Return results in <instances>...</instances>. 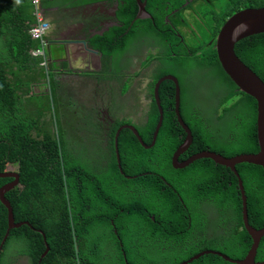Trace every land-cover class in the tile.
Segmentation results:
<instances>
[{
  "label": "trees",
  "instance_id": "1",
  "mask_svg": "<svg viewBox=\"0 0 264 264\" xmlns=\"http://www.w3.org/2000/svg\"><path fill=\"white\" fill-rule=\"evenodd\" d=\"M119 1L121 3L117 19L125 26L112 27L103 36L95 37L92 42L95 49L103 54V63L107 66L110 63L115 64L116 58L130 44V35L122 38L121 35L133 16L132 6L130 0ZM58 2L60 0H47L44 3L50 7ZM258 4L264 5V0H259ZM254 5L255 0L233 1L234 9ZM50 13V9L45 10L46 16ZM34 22L33 7L29 0H21L20 4L15 0H0V173L7 171L11 165L17 167L20 185L8 192L6 197L11 202L16 223L25 225L18 230H12L9 239L16 234L15 238L25 243L26 255L31 258V264H127L124 256L128 264H144V253L138 251L134 245L151 238L162 239L168 246L179 250L197 245L186 256L169 264H181L205 250L226 254L227 245L235 247L236 253L226 255L237 260L245 259L252 248L253 239L244 227L243 198L236 174L233 179L235 199L230 210L233 223L230 225H224L225 218L229 216L224 209L217 210V219L196 212L201 202H206L204 199L188 201L186 211L181 199H146L145 192H138L144 188V184L138 183V180L143 179H126V176H137L143 170L145 161L151 164L152 159L158 158L160 163L171 165L174 152L185 143L188 134L179 115L170 109L176 102V88L159 89L164 114L154 148L146 149L132 130L126 129L119 137V167L116 129L105 135L103 130L92 126L93 130H88L90 143L87 144L83 136L80 144L82 147L78 153H74L70 142H66L65 138L70 135V129H59L55 132V116L49 120L43 119V114H39V103L32 101L33 99L26 100L31 89L25 93L24 88L35 85L34 81L40 83L46 78L40 68V60L31 55V50L38 47V42H33L28 33ZM246 39L237 44L236 51L249 65L256 64L258 73L264 79V32ZM173 42L178 44L179 40L174 38ZM179 60L173 59L174 71L179 68ZM60 78L61 75L52 73V82L57 83ZM209 78L215 83L218 80ZM230 80L229 83L211 82L203 89L196 90L202 92L196 98H191L194 91L182 92L181 116L192 128L195 136L192 155L205 149L225 157L260 151L258 101L252 95L237 89L233 80ZM191 100H195L192 106L197 112L187 106V101ZM145 116L147 119L137 123L136 128L145 144L150 145L160 121V111L154 101ZM125 120L131 122L126 117ZM116 122L120 123L119 120ZM86 130L83 128L84 134ZM55 133H60L64 142H60ZM103 153L108 155V159L101 158ZM187 157L189 156L185 159ZM237 168L249 198L250 223L262 229L264 168L248 163L240 164ZM221 172L229 173V169L217 165L211 159H201L182 170L181 178L189 179L194 176L196 180L203 179L211 186H218ZM12 181L11 178H1L0 190ZM53 194L57 199H70V222L66 205L62 207L64 214L56 215L46 222L33 215V211L39 209L45 200L49 201ZM137 199L140 200L137 202ZM227 200L214 199L218 207H225ZM145 202H148V206H144ZM130 204L133 206H129ZM90 205L115 207L111 216L114 219L113 224L107 220L100 223L99 234L94 239L97 245L84 239L79 228L78 233L73 235L71 228L72 220L79 222ZM120 210L123 214H120ZM190 216L193 219L192 224ZM210 225L223 231L227 228V231H217L214 238L204 234L199 237V231L206 230ZM145 226L150 227L149 230ZM9 227V210L1 201L0 194V247ZM116 230L120 240H117ZM197 237L198 241H187L188 238ZM47 244L50 250L42 258ZM101 244L111 247H102ZM99 251L102 252L101 256H97ZM257 260L264 261V238ZM158 263L160 262L156 261L153 264ZM192 264L232 263L217 255H206Z\"/></svg>",
  "mask_w": 264,
  "mask_h": 264
},
{
  "label": "flooded vegetation",
  "instance_id": "2",
  "mask_svg": "<svg viewBox=\"0 0 264 264\" xmlns=\"http://www.w3.org/2000/svg\"><path fill=\"white\" fill-rule=\"evenodd\" d=\"M147 3L146 9L152 13L153 18H148L140 21L133 29L134 46L136 51L132 55L130 72L127 78L132 79L129 90L131 95L136 97L137 106L140 108H150V105L154 101L157 105L156 96L154 94V88L158 82L165 77H176L179 80L182 88H188L191 90H201L204 88V80H211L209 77L218 78L216 83H229L226 78L221 65L218 61L216 44L218 34L221 27L226 21L232 17L236 12H240L250 8L264 7V5L258 4L259 0H255L254 6H244L228 10L226 0H142ZM234 0H232L233 2ZM233 4V3H232ZM135 9H139L137 0H133ZM94 6L89 7L87 12L88 17H92L96 13ZM81 13L80 8H73V14L77 15ZM94 24L86 22H79L76 30L70 32V28L67 33V48L66 59L70 64V53L81 59L86 58L87 38L93 35L97 30L89 27ZM100 31H104L105 28L100 27ZM192 37L195 40V47H190L189 39ZM179 40L178 44H174L173 39ZM247 40V39H245ZM142 58L144 61H148L146 67H140L138 59ZM179 58V68L177 71L173 70V59ZM130 59L126 55L121 59L120 64L129 65ZM178 65V64H177ZM257 72L258 66L256 64L251 65ZM101 67V65H99ZM213 81V80H212ZM214 82V81H213ZM167 83V85H165ZM174 83L171 80H163L160 84V88L164 90H174ZM159 88V89H160ZM139 89H145L146 96L143 98ZM212 90V89H211ZM228 90V89H227ZM226 91V90H223ZM153 92V93H152ZM153 95V98H152ZM102 96L100 91L98 97ZM159 98V93H158ZM195 100L187 101V106L192 111L197 112L193 103ZM200 104V103H199ZM203 105V104H200ZM205 105V104H204ZM129 106H135L133 102ZM148 110H143L144 120L147 119L145 114ZM105 118L103 115H97L94 119V123H97L95 128L103 130L101 121ZM94 127V126H93ZM222 137V130L220 132ZM91 139H86L87 144ZM90 145V144H89ZM181 146V145H180ZM178 149H176L177 151ZM173 154V157L176 153ZM104 153L101 155L103 159ZM186 156L187 159H185ZM192 148H190L185 154L180 157V162H184L192 157ZM173 157L171 165L168 163H160L159 159H152V167L147 172L146 179L138 180V183H143L144 188L138 190V192H145L146 199H181L186 211H188L187 202L195 199H204L206 202H201L196 212L201 215H207L214 219H217L219 214L217 210L224 209L229 213L224 220V225H230L233 223V219L230 218V210H232V202L235 199L234 194V173L221 172V178L219 185L211 186L203 179L196 180L194 176L189 179H182V170L176 169L173 165ZM14 167V165H12ZM12 168V167H11ZM7 171H11L10 167ZM13 173L15 171H12ZM143 172V171H142ZM11 179L14 178L12 177ZM12 182L5 186L11 185ZM137 181V180H134ZM193 184L192 186H189ZM139 193V194H140ZM214 199H228L225 207H218ZM140 199H137V202ZM137 203H135L136 205ZM133 206V205H129ZM144 206H148V202H145ZM147 217H144V219ZM154 218V217H153ZM191 224L192 217L190 216ZM147 227L149 230L150 227ZM161 230H164L162 226H159ZM221 229L215 225H210L206 230L199 231V237L210 236L214 238V234ZM223 229L221 230V232ZM227 228L223 232H226ZM202 233V234H201ZM188 238V242L198 241V238ZM151 238V237H150ZM150 240V239H149ZM153 243L165 244L166 241L162 239L151 238ZM186 239L183 240L185 242Z\"/></svg>",
  "mask_w": 264,
  "mask_h": 264
},
{
  "label": "rangeland",
  "instance_id": "3",
  "mask_svg": "<svg viewBox=\"0 0 264 264\" xmlns=\"http://www.w3.org/2000/svg\"><path fill=\"white\" fill-rule=\"evenodd\" d=\"M60 1L66 3L69 0ZM225 3H227V9L232 11V0H226ZM48 21L52 23V21ZM189 44L192 48H194L196 45L195 40L192 37L189 39ZM135 51L136 46H130L127 50V52L130 54L134 53ZM138 63L140 67H146L148 65V61H144L142 58L138 59ZM72 66H77V64L72 63ZM42 71L44 74H46V78H43L40 83L34 81L33 83L35 85H30L24 88L25 93L31 89L30 95L26 97V100L33 99L32 101L39 103V114H44L47 116V118H52V116H55L62 129L65 127L70 128L71 137L84 135V124L88 123L94 118L95 110L101 105L102 109L108 113V117L101 121V125L104 127L103 134L105 135L108 133L109 126L125 114V110L131 102L137 106L136 97L131 95V90H128V74L124 73L123 71L121 72L119 70H111L94 73H83L79 75L68 74L61 76L59 82L57 83L52 82V70L46 71L42 69ZM13 75V71H11V76ZM104 79H110L119 83V85L113 90L112 95L107 97L104 102L98 101L97 97L100 91L96 86H87L81 92V94L77 93L76 98V92H78V84H75L76 82L87 80L96 82L98 80ZM211 82L213 81L206 79L204 80V85L208 86L211 84ZM139 92L142 94L143 98L146 96L145 89H139ZM203 92L207 95L210 94L206 91ZM200 93L202 92L194 91L191 95V98H196V96H198ZM139 116L140 114H138L137 111L135 117ZM81 147L82 146L76 147L75 152L78 153ZM11 167V171L17 170V167ZM64 205L68 207L67 213L69 215L70 222V199H57L54 194L52 197H50L49 201L45 200L39 209L34 210L33 215L43 220V222H46L47 219L54 218L56 215L64 214L62 208ZM113 205L88 206L84 212V216L79 220V222L75 223L72 220L71 228L73 235L78 233L79 228L84 239H89L93 244L97 245L94 239L99 234L100 223L104 222V220L111 222V224L114 222V219L111 218L113 214V208H115V205ZM122 212L123 211L120 210V214H123ZM40 226L42 227V225ZM116 231L117 240H120L118 230ZM16 236L17 235L15 234L9 239L6 249L0 253V264H31V258L26 255L25 243H23L21 239L15 238ZM100 246L108 248L111 247L105 246V244H101ZM134 247H137L138 251L144 253L146 257L145 261L143 262L144 264H153L156 261L160 262L158 264H169L186 256V254L197 247V245L193 244L187 248L179 250L178 248L173 249L171 246H168V244H157L145 239V242H139L134 245ZM225 251L228 255H233L236 253L235 247L230 245L225 247ZM101 255L102 252L99 251L97 256Z\"/></svg>",
  "mask_w": 264,
  "mask_h": 264
},
{
  "label": "clouds",
  "instance_id": "4",
  "mask_svg": "<svg viewBox=\"0 0 264 264\" xmlns=\"http://www.w3.org/2000/svg\"><path fill=\"white\" fill-rule=\"evenodd\" d=\"M45 1H47V0L41 1L40 5L38 7V10H39V12L41 14L42 20L44 22H46V23L49 24V28L47 30L46 35L44 36V39H34L32 37V35H31V30L38 24V17L36 15L37 8L33 4L32 0H29L30 4L33 7V16L35 17V22L30 25V28H29L28 33H29L31 39L33 40V42H38V47L36 49H32L31 50V55L33 57L38 58L40 60V63L39 64H40V68L41 69H44L46 71L52 70V69H48V67L45 65L44 62H45V60L47 58H49L50 56H52V53L53 52H57V51L63 52L64 55L59 60L60 61H63V60L66 61V63H64V66H66V67L68 66L69 62H68V60L65 57L66 56V53L68 51L67 42H66L67 33L69 31L68 28H70V32H72L73 30H75L76 24L78 25L79 22H86V21H88L89 23L94 24L93 26H89V27L97 30V32H95L93 35H91L90 37L87 38V49L85 50L86 51V58L81 59L80 56L75 57V56H73L70 53V58H69L70 59V64H69L70 65V69H67L64 72L63 71H60V68L58 66L59 64H58V61H57L56 68L54 69V72L56 73V75L63 76V75H68V74H76L77 75V73H78V75L79 74H83V73H92L93 72V69H98L99 72H101V71L119 70L121 72L123 71L124 73H126L128 75L129 74H132V72H130V66H131V59H132L131 57H132L133 53L130 54V53L127 52V50L129 49L130 46H134L133 29L135 28V26L140 21H142L144 19H148V18H153L152 13L151 12H148L147 9H146V6H147V3L146 2H143L142 0H137L138 6H139V9L137 10V9H135V7L133 5V0H130V4H131L132 10H133V16H132V18L130 20V23L128 24V26L124 30L123 35H121V38L123 36L130 35V44L128 46V49L125 52L123 51V53L121 54L120 57L116 58L115 64L110 63V66H107L106 64L103 63V54L100 53L99 50L95 49V46L93 45L92 42H93V40H94L95 37H97V36H103L104 33L107 32V31H109L112 27H124L125 26L124 23L120 22L119 19H117V12H118L119 5H120L121 1H119V0H115V1L114 0H71L70 1L69 0L66 3L60 1L57 4H54V5L50 6V7H47V5H45V3H44ZM15 2L17 4H20L21 3V0H15ZM90 6H94L96 8V10H95L96 13L92 17L91 16L90 17L87 16V12L89 11V7ZM73 8H76V9L80 8L81 13H79L77 15H74L73 14ZM259 8H262V7H259ZM46 9H50V11H52V13H50L49 16H46L45 15V10ZM232 17H230L226 21V23L221 27L220 32L218 34V39H219V36L221 34V31H222V29H223V27L225 25H226V28L232 26L233 20H230V19H232ZM47 19L50 20V21H52V23H50ZM100 27L105 28V30L104 31H100L99 30ZM246 28L247 27H245V26H239L236 29L235 33H234V39L236 40V42H235V53L238 56V59L241 60L248 67V69L250 71H252L253 73H256L264 81L263 77H261L260 74L251 65H249L247 62H245L240 57V55L237 53V51H236L237 44L239 42H241V40H245L247 37L251 36V35H249V36L241 37L240 39H238L241 36V34L246 31ZM255 34H259V33H254L252 35H255ZM218 39H217V44H216V47H215L216 48V52H217L218 61H219L220 65H221V68H222L224 74L226 75V78L228 80H230V79H232V77H230V74L226 70L225 66L222 65L221 60H220V57H219V52H218V47H217V45H218ZM121 48H124V46H122ZM125 55H126L127 58L130 59L129 65H127V64H120L121 59ZM110 60H112V58H110ZM72 63H76L77 66H72ZM99 65H101V67H99ZM172 77H174V76H172ZM174 78L178 82V85H177L173 80H171L174 83V85H175L176 95H177V88L179 87V89H181V106H180V113H181L182 112V109H183V106H182V92L183 91L190 92V91H195V90H191V89H188V88H184L183 89L182 88V85H180V83H179V80L176 77H174ZM167 80H169V79H167ZM232 80H230V81H232ZM233 82L235 83L234 80H233ZM75 84H78V87H77L78 92H76V98H77V93L81 94V92L87 86H90L89 84L84 83V82L83 83L82 82L81 83L80 82H76ZM157 84H156V86H157ZM160 84H161V82H160ZM118 85H119V83L117 81H114V83L112 84V80H110V79H104V80H98V81H96L95 86L98 88L99 91H102V96L101 97H97L98 98V101L99 102H104L107 97H109V96L112 95L113 90ZM156 86L154 88V94H155ZM236 86H237V89H239L240 91H242L241 88L237 84H236ZM129 88H130V84H129ZM159 88H160V85H159ZM159 88H158V93H159ZM243 93H245V92H243ZM159 103L161 104L160 98H159ZM177 105H178V99H176V102H175L174 106H171L170 109L171 110L172 109L175 110V112L177 113V110H176ZM157 106H158V103H157ZM144 109L145 110H148L149 108H140V107H136V106H128L127 109L125 110V114L118 119L120 121V123L113 122L109 126L108 132H110V130L116 129V134H117L118 130L120 129V134H119V137H120L121 134L123 132H125L126 129H130V128L126 127L127 124H133V125L137 126V123H139L140 121H144V117L142 115ZM137 111H138V114H140L139 117H135V114L137 113ZM163 114H164V112H163ZM97 115H103V116H105V118L108 117V113L105 112L102 109V105L95 110V116H94V118L92 120H90L88 123L84 124V129H87L86 132H85V134L83 135L85 141H86V139L89 138L88 130L90 132V130H93L92 129V126H94V127L97 126V123H94V119L96 118ZM129 116H131V117H129ZM53 117L54 116H52V118ZM124 117H126L128 119H131V122H126V120L124 121ZM43 119L49 120L50 118H47V116H45L43 114ZM54 122H55V132H56V130H59V129H61V130H68V129H70V128H66V127L64 129H62L61 128V125H60V123L58 122L57 119L56 120L54 119ZM132 132H133V130H132ZM192 132H193V130H192ZM55 134L57 135V139L60 142H64L63 141L64 137H62V135L60 133H55ZM258 135H259V133H258ZM83 136L71 137L70 135H67L65 137L66 138V142H70V148L74 151V153H75L76 147L80 146L81 139L83 138ZM119 137H118V139H116V135H115V140H116L117 148L118 149H119V146H118V144H119ZM142 141H143V139H142ZM194 141H195V136L193 134V143L191 144L190 148H192V146L194 144ZM143 143L145 144L144 141H143ZM147 146H149V145H147ZM155 146H156V143H155V145L152 148H154ZM259 146H260V143H259ZM180 147H178L177 149L179 150ZM152 148H149V149H152ZM177 151H176V153H177ZM205 151H211V150L210 149H205ZM202 152H204V151H202ZM211 152H214V151H211ZM199 153H201V152H199ZM215 153H217V152H215ZM196 154H198V153H194L193 156L196 155ZM217 154H220V153H217ZM246 154H249V153H246ZM220 155H222V154H220ZM240 155H242V154H240ZM103 157L108 159V155H103ZM174 157H175V155H174ZM174 157H173V165H174ZM226 158H233V157H226ZM120 160L121 159H119V161ZM186 161H184V162H186ZM179 162H180V158H179ZM184 162H182V163H184ZM182 163L180 162V164H182ZM151 167H152V163L149 164L148 162L145 161V166H144V168L142 170L143 172L142 171H139V173H137V176H126V179H128V180L134 179L135 180L137 177H139V179H146L145 177L147 176V172H145V170H149ZM227 169H229V168H227ZM237 170H238V168H237ZM229 171H232L234 173V176H235L236 173L232 169H229ZM4 173H13V172L12 171H5ZM16 173H18L17 170L14 172V174H16ZM7 178H12V177H7ZM2 179H6V178H2ZM14 181H15V178H14ZM19 185H20V181H19V184L16 187H18ZM4 187H6V186H4ZM16 187H14V188H16ZM3 188H1V190ZM11 191H8V192H11ZM242 198H243V195H242ZM24 225L25 224H23V226ZM244 227H245V224H244ZM38 233H39V231H38Z\"/></svg>",
  "mask_w": 264,
  "mask_h": 264
},
{
  "label": "water",
  "instance_id": "5",
  "mask_svg": "<svg viewBox=\"0 0 264 264\" xmlns=\"http://www.w3.org/2000/svg\"><path fill=\"white\" fill-rule=\"evenodd\" d=\"M230 20H233L232 26L226 28V25H225L218 39L217 47H218L219 57H220L222 65L225 66L226 70L230 74V77H232V79L241 88V90L248 95H252L258 101V133H259V143H260L261 149L258 153L242 154V155H238L233 158H226L215 152L204 151V152L194 155L193 157L188 159L186 162L180 164L179 162L180 156L184 154L186 151H188L191 144L193 143V132H192V128L185 121V119L181 116V113H180L181 89H179L178 87L177 95H176V99H178V105L176 107V110L179 115L180 122L182 123L184 129L186 130L188 137L184 145H182L177 151V153L175 154L174 166L177 169H184L201 159H211L217 165L232 169L236 173L237 177L239 178L240 190L243 195L244 224H245V228L247 229V231L249 232L250 236L253 239V245H252V248L249 254L247 255L245 259L237 260L232 257H229L228 255L220 251L205 250V251L198 253L191 259L181 264H192L195 261L199 260L201 257H204L206 255H217L221 257L222 259H224L225 261L232 263V264H264V261L257 260L259 250L261 248V241L264 238V228L258 229L254 227L253 225H251L250 223L249 199L247 196V191L245 188L244 181L241 178L239 171L237 170V166L240 164H244V163L262 166L264 168V81L256 73H253L252 71H250L248 67L241 60L238 59V56L235 53L236 40L234 39V33L239 26H245L247 28H246V31L243 32L238 39H240L241 37L252 35L254 33L264 32V7L250 8V9L243 10L235 14ZM167 79L173 80L178 85V82L174 77H165L160 82H162L163 80H167ZM160 82L157 84L156 89H155V96H156L158 108L160 111V121L157 124L156 132L154 134L152 144L147 146L143 143L142 137H140L138 129L136 128L135 125L133 124L126 125V127L133 130L134 134L138 137L139 141L142 142V145L146 147L147 149L152 148L155 145L156 139L159 133V129L161 127L162 120H163V109L161 107V104L159 103V98H158V88H159ZM119 134H120V129L118 130L116 134V139H118ZM116 154H117V159H118V165L119 167H121L120 161H119L120 153H119L118 148H116ZM7 177H14L15 181L11 185L4 187L0 191L1 200L3 204L9 210V224H10L9 232L5 240L3 241L2 246L0 247V252L3 251L9 239L10 232L12 230L20 229L23 226V224H16L11 202L6 197L7 192L11 191L14 187H16L19 184L20 177L18 173L16 174L0 173V178H7ZM39 233L42 234V232L40 231ZM43 237L46 241V238L44 235ZM46 248L47 249L42 254V257H44L50 250L48 244L46 245ZM124 259L126 263L128 264V261L125 256H124Z\"/></svg>",
  "mask_w": 264,
  "mask_h": 264
},
{
  "label": "crops",
  "instance_id": "6",
  "mask_svg": "<svg viewBox=\"0 0 264 264\" xmlns=\"http://www.w3.org/2000/svg\"><path fill=\"white\" fill-rule=\"evenodd\" d=\"M76 28H77V24H76V26H75V30H76ZM63 52H61V51H57L56 53L54 52L53 53V55L52 56H50L49 58H47L46 60H45V65L48 67V69H52V71H53V73L54 74H56L55 72H54V68H53V66H55L56 64H57V61H58V66H59V68H60V71H65V70H67V69H70V65L68 64V66L66 67V66H64V63H66V61H60L59 59L60 58H62L63 57ZM94 72H99L98 71V69H93V72L92 73H94ZM77 75H78V73H77ZM78 82H84V83H87V84H89L90 86H95V84H96V82L95 81H89V80H87V81H78ZM114 83V81L112 80V84ZM129 83H131V79L129 78Z\"/></svg>",
  "mask_w": 264,
  "mask_h": 264
},
{
  "label": "built area",
  "instance_id": "7",
  "mask_svg": "<svg viewBox=\"0 0 264 264\" xmlns=\"http://www.w3.org/2000/svg\"><path fill=\"white\" fill-rule=\"evenodd\" d=\"M41 1L43 0H32L33 4L37 8L36 15L38 17V24L31 30V35L34 39H44V36L46 35L49 28V24L42 20L41 14L38 10Z\"/></svg>",
  "mask_w": 264,
  "mask_h": 264
},
{
  "label": "bare ground",
  "instance_id": "8",
  "mask_svg": "<svg viewBox=\"0 0 264 264\" xmlns=\"http://www.w3.org/2000/svg\"><path fill=\"white\" fill-rule=\"evenodd\" d=\"M109 235V234H108ZM105 236V235H104ZM107 236V235H106ZM83 251V250H82ZM127 251V250H126ZM125 250H124V252H126ZM121 252V251H120ZM122 253V252H121ZM127 253V252H126ZM133 253H131V255H132ZM128 254H126V256H127ZM101 258V257H100ZM106 258V257H105Z\"/></svg>",
  "mask_w": 264,
  "mask_h": 264
}]
</instances>
